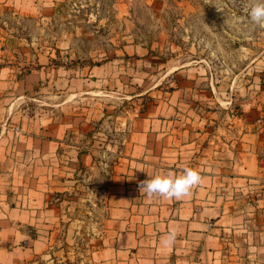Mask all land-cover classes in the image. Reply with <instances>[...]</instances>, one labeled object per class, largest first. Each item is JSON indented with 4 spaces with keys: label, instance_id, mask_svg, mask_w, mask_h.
<instances>
[{
    "label": "crops",
    "instance_id": "1",
    "mask_svg": "<svg viewBox=\"0 0 264 264\" xmlns=\"http://www.w3.org/2000/svg\"><path fill=\"white\" fill-rule=\"evenodd\" d=\"M56 2L0 0V264L45 252L58 219L53 195L102 155L117 160L95 264H264L259 90L226 100L208 70L182 66L152 85L145 62L137 69L118 52L91 64L79 38L41 36ZM185 167L203 182L184 199L138 190ZM170 231L175 243L165 246Z\"/></svg>",
    "mask_w": 264,
    "mask_h": 264
},
{
    "label": "rangeland",
    "instance_id": "2",
    "mask_svg": "<svg viewBox=\"0 0 264 264\" xmlns=\"http://www.w3.org/2000/svg\"><path fill=\"white\" fill-rule=\"evenodd\" d=\"M245 3L57 0L50 30L44 28L41 36L55 43L70 39L72 44L79 38L74 46L81 47L91 64L106 62L117 52L125 62L133 61L137 69L144 68L145 62L150 70L145 79L152 85L159 82L164 70L182 66L208 70L218 94L225 99L232 95L234 102L246 97L248 91L259 90V129H264V29L251 23ZM128 40L136 49L122 55ZM145 57L146 61L141 60ZM143 78L137 76V84ZM155 98L147 96L148 100ZM235 104L236 112L239 107ZM115 160L98 156L93 166L82 168L77 181L53 195L58 218L54 233L44 238L47 249L35 255L30 264H95L93 254L104 233L105 190Z\"/></svg>",
    "mask_w": 264,
    "mask_h": 264
},
{
    "label": "clouds",
    "instance_id": "3",
    "mask_svg": "<svg viewBox=\"0 0 264 264\" xmlns=\"http://www.w3.org/2000/svg\"><path fill=\"white\" fill-rule=\"evenodd\" d=\"M244 11L251 23L264 29V0H246ZM202 182L203 178L198 170L185 167L179 175L169 171L166 175L145 179L138 184V190L147 198L181 200L191 195L193 189ZM175 239L176 233L170 231L162 237L161 242L165 246H171L175 243Z\"/></svg>",
    "mask_w": 264,
    "mask_h": 264
},
{
    "label": "built area",
    "instance_id": "4",
    "mask_svg": "<svg viewBox=\"0 0 264 264\" xmlns=\"http://www.w3.org/2000/svg\"><path fill=\"white\" fill-rule=\"evenodd\" d=\"M17 130H19L18 128H16Z\"/></svg>",
    "mask_w": 264,
    "mask_h": 264
}]
</instances>
